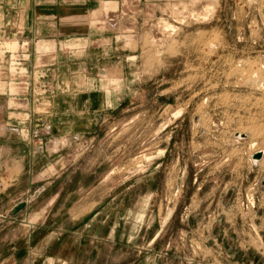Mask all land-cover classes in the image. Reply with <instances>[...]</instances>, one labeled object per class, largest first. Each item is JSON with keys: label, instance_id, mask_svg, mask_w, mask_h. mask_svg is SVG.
I'll return each mask as SVG.
<instances>
[{"label": "rangeland", "instance_id": "obj_1", "mask_svg": "<svg viewBox=\"0 0 264 264\" xmlns=\"http://www.w3.org/2000/svg\"><path fill=\"white\" fill-rule=\"evenodd\" d=\"M87 16L56 56L78 92L55 101L84 114L39 144L0 137V264H264V0ZM40 42L3 35L0 91H28Z\"/></svg>", "mask_w": 264, "mask_h": 264}, {"label": "crops", "instance_id": "obj_2", "mask_svg": "<svg viewBox=\"0 0 264 264\" xmlns=\"http://www.w3.org/2000/svg\"><path fill=\"white\" fill-rule=\"evenodd\" d=\"M104 1L107 0H0V39L3 35H10L19 42H27L29 47L18 51H28V54L34 53L33 44L36 40H42V47L54 44V48L49 46L41 52V63L25 61L30 68L25 80L28 91L21 94L0 91V137L7 132H24L26 135L21 136L24 142L39 144L50 132L61 131L69 119L84 114V111H77L71 105L55 101L72 99L78 92L72 87L59 89V69L67 63L56 56L66 52L61 48V41L80 39L82 35L89 34L87 31L91 29L92 23L87 15ZM107 8L104 6L103 10ZM7 44L15 47L17 43L10 41ZM53 52L56 55L53 56ZM37 69L42 74L40 78L32 75ZM30 87L32 90L29 91ZM4 94L7 96L3 102ZM14 99L25 103L14 105L11 103Z\"/></svg>", "mask_w": 264, "mask_h": 264}, {"label": "water", "instance_id": "obj_3", "mask_svg": "<svg viewBox=\"0 0 264 264\" xmlns=\"http://www.w3.org/2000/svg\"><path fill=\"white\" fill-rule=\"evenodd\" d=\"M235 134L236 135H240V136H245V133H242V132H236ZM262 154H263V151L262 150H257V151H255L252 154V158L259 159V158H261ZM21 206H22V203L18 204L15 209H17V208H19Z\"/></svg>", "mask_w": 264, "mask_h": 264}, {"label": "bare ground", "instance_id": "obj_4", "mask_svg": "<svg viewBox=\"0 0 264 264\" xmlns=\"http://www.w3.org/2000/svg\"><path fill=\"white\" fill-rule=\"evenodd\" d=\"M255 160V159H254ZM256 161V160H255Z\"/></svg>", "mask_w": 264, "mask_h": 264}]
</instances>
